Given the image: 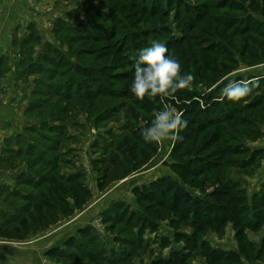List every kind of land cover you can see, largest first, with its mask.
I'll use <instances>...</instances> for the list:
<instances>
[{
	"label": "rangeland",
	"instance_id": "374dc122",
	"mask_svg": "<svg viewBox=\"0 0 264 264\" xmlns=\"http://www.w3.org/2000/svg\"><path fill=\"white\" fill-rule=\"evenodd\" d=\"M7 1L18 12L0 19V79L24 94L27 121L0 163L19 169L0 183V241L29 243L75 221L51 264H264V0H0L1 15ZM152 41L182 64L196 44L211 51L194 57L212 68L182 69L192 87L169 101L187 121L176 142L144 140L161 104L144 112L126 78ZM61 175L78 178L82 205ZM161 180L201 198L227 189L236 209L226 199L209 216H183L172 194L144 196Z\"/></svg>",
	"mask_w": 264,
	"mask_h": 264
},
{
	"label": "clouds",
	"instance_id": "9594fccd",
	"mask_svg": "<svg viewBox=\"0 0 264 264\" xmlns=\"http://www.w3.org/2000/svg\"><path fill=\"white\" fill-rule=\"evenodd\" d=\"M195 77L192 73L181 74L180 61L168 54L167 47L158 41L139 50L135 62L131 93L143 101L159 97L161 107L153 109L150 124L141 130L146 142L162 144L165 141L182 140L180 132L187 127L182 113L169 101H176V93L191 89Z\"/></svg>",
	"mask_w": 264,
	"mask_h": 264
},
{
	"label": "trees",
	"instance_id": "16d2710c",
	"mask_svg": "<svg viewBox=\"0 0 264 264\" xmlns=\"http://www.w3.org/2000/svg\"><path fill=\"white\" fill-rule=\"evenodd\" d=\"M145 11H147V9ZM146 13H148V12H146ZM151 13H152L151 14L152 16L155 15V13H153V11ZM198 15L199 14L196 15V17H198V18H196V20H198L200 18ZM184 41L185 40H183V42L181 40H176L174 43L170 44V48L172 49V47H174V46H178V45L184 44ZM200 46L201 45L196 44L194 46V47H196V49H194V51L189 49L190 52L193 51L192 53L186 52V59H188V60L184 64L181 63V59L179 58V56L174 55L180 61V64L182 66L181 70L184 69V68L185 69L189 68L192 65V62H193V64H196V65L202 64V65H200L202 67L198 68L197 71H199V69L200 70H202V69H208L209 70L210 68H212V65L208 61H206V60L205 61H200L199 58H195V57H198L196 55L197 54L199 55V53H200L199 51H201V52H206V51L211 52L210 49L206 50V49H204V48H202ZM167 49H168V54L170 55V51L171 50L169 49V46L167 47ZM198 61L201 62V63H199ZM134 69H133L132 72L135 71ZM126 78H128V79L134 78V74L126 76ZM91 85H88L87 87L88 88L92 87ZM99 88H101V87H99ZM100 90L101 89H99V91ZM88 96L89 95H87V92H85V94L82 97H87V100L88 99L90 100V98ZM158 98L159 97H156V98H154L152 100H150V99L146 100V98H145L144 99L145 102L137 101V100H134V101L136 102V104H142V107L146 110L144 112H146L147 114H151V108L153 107L152 104L153 103L154 104L158 103ZM220 118H224V117H219V118L217 117V120L220 119ZM216 123L219 124L218 121H216ZM56 134L58 135V138H59V136L62 135V131L61 130H59V132L56 131ZM61 142L62 141H60L58 139L56 141V145H54V148H56V146L60 145ZM57 149H58V147H57ZM56 152H58V151H56ZM16 155L20 156V155H22V153L18 151V152H16ZM42 161L45 162L44 160H42ZM59 163H61L60 159L56 158V161H55L54 165H52V162H47L45 164L46 165L45 167H46V169H51L52 171H54L55 169H57V164H59ZM50 165H52V166H50ZM58 180L60 182L66 183V186H59V188L60 189H66V193L68 195H70L71 197H73L74 199H76V204H81V202H82L81 200L82 199L80 197V193H81V190H82V186L79 185V183H77L78 182V178H75V177H64V176L61 175V177H59ZM49 181H50V176L47 178V180L42 181L40 183L49 182ZM25 182L26 181H24V183ZM160 182H162V183H160ZM39 186H41V185H39ZM56 191H59V190L56 188ZM228 192H229V190H227V189L217 188V189H215L214 191H212L209 194L208 198H201V197L194 196V195L190 194L189 192L185 191V189L182 186H180L178 183H176L175 181L171 182V181H163V180H161V181H157V182L151 183L148 186V189L143 191V194H144L145 197H147L148 199L153 200V201L162 200V203L163 202L166 203L168 197L172 194L173 195V199H174L173 207L175 209L180 210L182 212L183 216H187V215L189 216L190 214H192L196 218H200L201 214L209 216L211 213H213V212H215L217 210L223 209L224 206H225L226 199H227V203H228L227 205L232 206L230 208L231 211H235L236 206L234 205V203L232 201V198H229V200H228ZM59 197H57V198H59V201H61L60 199L63 198L62 195L59 194ZM40 198H44V197L42 195H40ZM35 203L32 202V205L35 204ZM50 204H51L50 201H48L45 198L43 199L42 205L46 206L49 209L53 208L52 206L56 205V203H53L51 205ZM67 207L69 208L68 212L71 213V211H73V210H72V208H70V205L68 203H67ZM28 210H30V209H28ZM40 213H42V212L40 211ZM41 217H43V216H41ZM226 217H227L226 215L222 216V218H226ZM209 220L210 219H206L205 224L211 223V221H209ZM224 220H226V219H224ZM202 226L203 225H201V224L199 225L200 228H202ZM56 254H61V253H56ZM221 256H223V254L216 255V253H215L214 259H216L215 257H221ZM225 256H226V258L228 260H231V258H232V256H230V255H225Z\"/></svg>",
	"mask_w": 264,
	"mask_h": 264
},
{
	"label": "crops",
	"instance_id": "0c3cea01",
	"mask_svg": "<svg viewBox=\"0 0 264 264\" xmlns=\"http://www.w3.org/2000/svg\"><path fill=\"white\" fill-rule=\"evenodd\" d=\"M9 9L11 12H18L17 8L12 4L10 5L7 1L2 8L0 19H3L5 13L10 11ZM1 22L4 23L5 20H1ZM0 75L2 74L0 73ZM10 77L5 82L0 79V163H5L3 165L8 164V160L5 157L13 154L8 153L7 150H10V148L6 145V142L12 136L20 133L26 126L27 121L24 115L26 109L24 104L26 101L22 100L24 94L19 95L18 90L12 89L13 85L10 84L12 81L9 80ZM17 170L19 169L17 168ZM17 170H12L8 167L0 168V183H13L11 173L14 174ZM75 224V221H73L70 225L65 226L62 232H59L58 229H51L42 237L33 239L29 243L0 241V264H51L52 261L47 258L51 254L49 250L54 245H58L56 243L57 236L64 235V232L72 230Z\"/></svg>",
	"mask_w": 264,
	"mask_h": 264
}]
</instances>
